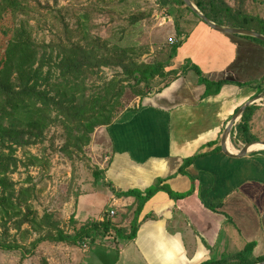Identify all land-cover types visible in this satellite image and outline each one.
<instances>
[{
    "label": "crops",
    "instance_id": "crops-1",
    "mask_svg": "<svg viewBox=\"0 0 264 264\" xmlns=\"http://www.w3.org/2000/svg\"><path fill=\"white\" fill-rule=\"evenodd\" d=\"M243 40L200 23L167 70L180 69L190 60L208 79H260L264 76V60L255 55L264 54V47ZM204 94V85L189 71L161 92L142 100L138 97L135 106L118 113L113 126L107 129L112 146L108 158L112 162L103 167L105 179L113 183L114 189L144 190L162 179L174 193H193L172 200L165 192H158L143 207L135 238L122 239L113 230L111 245L97 243L101 241L96 238L87 264H95L96 256H111L109 264H160L150 234L161 226L168 233H181L190 264H233L237 263L233 262L236 255L244 256L240 264L264 262V149H253L240 158L221 151L228 123L239 108L259 94L258 88L226 84L216 95ZM257 107L250 121L252 135L256 127H264L260 112L264 107ZM240 119L234 122L227 140L230 152L238 151L232 144V134L235 138ZM189 158L195 160L185 169L186 175L178 174ZM110 194L115 205L129 207L128 219L116 225L127 235L134 216V199ZM81 199L76 201L73 213L79 214ZM72 218L79 222L77 216Z\"/></svg>",
    "mask_w": 264,
    "mask_h": 264
},
{
    "label": "trees",
    "instance_id": "trees-1",
    "mask_svg": "<svg viewBox=\"0 0 264 264\" xmlns=\"http://www.w3.org/2000/svg\"><path fill=\"white\" fill-rule=\"evenodd\" d=\"M190 1L204 16L220 26L249 29L264 35V18L245 13L246 0H236V8L230 6L226 0ZM158 3L162 7L168 6L165 8L170 17H174V7L185 11L186 15L184 18L182 14L180 15L182 20L174 17L175 39L168 45L166 61L139 63L136 60L142 54L135 53L133 48H121L107 43L106 39L90 37L85 30L87 13L79 18L78 25L83 27L81 29L83 33L76 39L72 40L71 34L66 32V40L52 39L40 42L36 38L35 27V20L42 7L40 1L1 0L0 39L3 40V52L0 56V236H9V222L17 230L24 224L31 229H37L41 225L30 205V200L36 195L35 185L28 179L27 185L17 188L12 175L21 163L24 164L16 157L15 152L43 143V133L50 123L52 114L55 119L60 120L59 123L66 130L67 138L61 147L65 154L71 148L81 151L87 146L95 128L109 129L113 126L117 120V109L121 105L119 100L125 86L135 91V96L142 100L153 93L161 92L180 75L185 76L192 71L198 76V83L205 87L204 97L218 94L226 84L239 87L256 86L258 93L264 90V76L245 82L228 77L208 79L190 60H187L180 69L167 71L166 69L172 66L178 49L203 21L183 0H158ZM141 18H145L144 15H132L130 23H135ZM126 30L118 25L115 29V39L120 41ZM227 36L232 39L238 37L264 47L263 41L253 37ZM100 67L119 68L122 72L117 75V80H109L102 88L93 89L88 95L85 81L96 75L95 70ZM156 79L159 80L157 84L161 82L162 85L152 93L151 85ZM257 108V105L252 104L245 109L236 126L235 141L242 143L257 141L256 138H252L250 131V121ZM108 134L110 136V133ZM256 145L259 144L254 146ZM27 158L32 165L37 164V157L28 155ZM194 160L195 158L185 159L177 173L186 175L185 169ZM111 162L112 160L108 162L109 166ZM93 174L101 179L106 187L111 189L110 193H114L117 198L134 199L135 210L129 233L125 235L122 233L123 230L113 225L109 211V215L107 214L101 221H89L72 235L65 234L61 229H56L55 235L47 231L46 235L32 242V249H36L37 244L44 241L74 245L89 239L93 244L96 238H104L111 230L122 239L133 240L143 207L158 192H165L172 200L182 199L193 193L192 190L189 193H174L162 179H157L144 190L131 188L116 191L113 183L105 179L103 170H97ZM79 197L80 195L76 198L77 201ZM206 206L216 210L215 207ZM48 216L46 214L41 218L43 226L54 227L53 223L48 221ZM0 249L19 251L21 247L16 243L10 245L0 242ZM22 256L26 254L22 253Z\"/></svg>",
    "mask_w": 264,
    "mask_h": 264
},
{
    "label": "rangeland",
    "instance_id": "rangeland-1",
    "mask_svg": "<svg viewBox=\"0 0 264 264\" xmlns=\"http://www.w3.org/2000/svg\"><path fill=\"white\" fill-rule=\"evenodd\" d=\"M39 1L42 7L37 20H35V27L37 29L36 38L40 42H48L52 39L54 41H58V39L66 40V32L71 34L72 40L76 39L83 33V30H81L83 27L78 25L79 18L87 13V29L85 30L90 37L106 39L107 43L121 48H133L135 53L142 54L136 60L139 63L166 61L168 45L175 39L174 17L182 20L180 15L182 14L183 18L186 15L185 11L174 7V17L168 16L166 11L168 6L166 5V8L162 7L159 5L158 0ZM226 2L230 6L237 7L236 0H226ZM244 11L252 16L264 18V0H246ZM140 14L144 15L145 18L130 23L132 15L138 16ZM118 25L123 29H127L122 34L123 38L120 41L116 40L114 36ZM63 29H66V31ZM81 43L85 45V43ZM2 52L3 40L0 39V56ZM255 56L256 58L260 56L264 60L263 53H256ZM132 57H134V54H132ZM248 61L246 62L247 65ZM95 72H97L96 75L90 76L85 81L88 95L93 89L102 88L109 80H117V75L122 71L119 68L100 67ZM158 81L156 79L152 82L150 89L152 93L158 90L159 85H162L161 82L157 84ZM248 81L252 80L249 79ZM138 99L135 96V91L125 86L119 100L121 105L118 107L117 113H120L124 108L135 106ZM254 103L259 107H264V97ZM260 112L264 116V110ZM59 121L52 114L50 123L43 133V143L31 146L26 150L18 149L15 152L16 157L21 159L24 164L21 163L18 170L12 175V179L17 188L27 185L28 179L35 185L36 195L30 200V205L31 210L36 213L34 215L37 217L38 223L41 222V225L37 229H31L27 224H24L20 230H17L9 222V236H0V242L10 245L16 243L21 247V250L2 251L0 249V264H47L46 259L51 264H71L73 262L87 264V258L91 256L90 250L96 240L93 244L89 239L83 240L73 246L68 243L67 245L65 243L44 241L37 244L34 252L32 242L46 235L47 231L55 235L56 229H61L65 234L72 235L81 225L89 221H101L109 211L115 213L113 216L108 214L115 227L121 224L120 221L123 222L129 217L127 213L129 207L123 206L121 203L118 206L115 205L113 199H111V189L106 187L105 183L93 174L97 170H103V167L105 168L109 162L108 156L111 155L112 146L111 141L108 140L107 129L104 130L105 127L95 128L91 134V141L87 146H84L81 151L71 148L70 151L64 154L61 147L64 145L67 135L65 128ZM253 128L255 127L253 126ZM232 136L234 137L233 134ZM233 137L232 144L236 150H239L242 145L236 142ZM252 138L264 142V127L261 129L256 127ZM28 155L37 157L36 165L31 164L27 158ZM79 195L82 199L78 214V212H73L76 209V198ZM46 214L49 215L48 221L52 222L54 227L43 226L41 218H44ZM72 215L73 217L77 216L79 222H74ZM46 228H49V230ZM122 233L124 234L123 231ZM113 237L112 231L104 238L98 239L101 242L97 243L111 245L114 240ZM22 253L26 256H22ZM243 257L236 255L233 262L236 261L237 263L233 264H240ZM111 258V256H96L95 264H109Z\"/></svg>",
    "mask_w": 264,
    "mask_h": 264
},
{
    "label": "water",
    "instance_id": "water-1",
    "mask_svg": "<svg viewBox=\"0 0 264 264\" xmlns=\"http://www.w3.org/2000/svg\"><path fill=\"white\" fill-rule=\"evenodd\" d=\"M186 4V6L191 9L202 21L203 23L207 24V26H209L211 29L221 33V34H224V35H237V36H247V37H253V38H256L260 41H263L264 42V35L256 32V31H253V30H249V29H243V28H235V27H225V26H220L216 23H214L213 21H211L210 19H208L206 16H204L200 10L195 6L194 3H192L190 0H183ZM264 97V91L260 94H258L256 97H254L253 99L247 101L241 108H239V110L236 112L235 115H233V117L231 118L230 122L228 123L224 133H223V136H222V139H221V151L229 156V157H237V158H240L244 155H246L250 150V147L252 145H255V144H259L261 146L264 147V142L263 141H252V142H249V143H245L241 149H239L238 151L236 152H230L228 151L227 149V140L229 139L230 137V131H231V128L234 124V122L239 118L241 117V115L243 114V112L245 111V109L254 104L255 101L257 100H260ZM262 225L264 226V215L262 217ZM260 264H264V262L260 263Z\"/></svg>",
    "mask_w": 264,
    "mask_h": 264
},
{
    "label": "clouds",
    "instance_id": "clouds-1",
    "mask_svg": "<svg viewBox=\"0 0 264 264\" xmlns=\"http://www.w3.org/2000/svg\"><path fill=\"white\" fill-rule=\"evenodd\" d=\"M154 250L160 264H190L186 255L182 235L179 232L168 233L161 226L155 233L150 234ZM202 256V253H197Z\"/></svg>",
    "mask_w": 264,
    "mask_h": 264
},
{
    "label": "bare ground",
    "instance_id": "bare-ground-1",
    "mask_svg": "<svg viewBox=\"0 0 264 264\" xmlns=\"http://www.w3.org/2000/svg\"><path fill=\"white\" fill-rule=\"evenodd\" d=\"M228 148L230 149L231 148V146L228 144ZM261 148H263L264 149V147L263 146H261V145H256V146H254V145H252L251 147H250V151L251 150H253V149H261Z\"/></svg>",
    "mask_w": 264,
    "mask_h": 264
},
{
    "label": "built area",
    "instance_id": "built-area-1",
    "mask_svg": "<svg viewBox=\"0 0 264 264\" xmlns=\"http://www.w3.org/2000/svg\"><path fill=\"white\" fill-rule=\"evenodd\" d=\"M171 42H173V41H171ZM115 213L112 211L111 213H110V216H113Z\"/></svg>",
    "mask_w": 264,
    "mask_h": 264
}]
</instances>
